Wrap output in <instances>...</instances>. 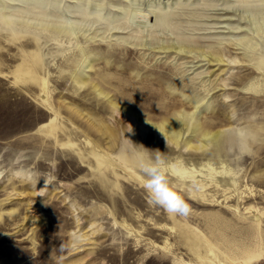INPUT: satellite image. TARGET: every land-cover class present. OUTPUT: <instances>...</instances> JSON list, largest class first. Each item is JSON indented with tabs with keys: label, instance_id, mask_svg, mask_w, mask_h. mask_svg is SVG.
<instances>
[{
	"label": "rangeland",
	"instance_id": "obj_1",
	"mask_svg": "<svg viewBox=\"0 0 264 264\" xmlns=\"http://www.w3.org/2000/svg\"><path fill=\"white\" fill-rule=\"evenodd\" d=\"M262 61L264 0H0V264H264ZM125 137L194 176L187 217Z\"/></svg>",
	"mask_w": 264,
	"mask_h": 264
},
{
	"label": "clouds",
	"instance_id": "obj_2",
	"mask_svg": "<svg viewBox=\"0 0 264 264\" xmlns=\"http://www.w3.org/2000/svg\"><path fill=\"white\" fill-rule=\"evenodd\" d=\"M131 130L127 132H131ZM134 143L124 138L120 149V158L133 164L143 176V190L150 205L162 208L169 215L187 217L190 207L184 196L169 182L166 160L156 153L151 155L147 150L140 152Z\"/></svg>",
	"mask_w": 264,
	"mask_h": 264
},
{
	"label": "bare ground",
	"instance_id": "obj_3",
	"mask_svg": "<svg viewBox=\"0 0 264 264\" xmlns=\"http://www.w3.org/2000/svg\"><path fill=\"white\" fill-rule=\"evenodd\" d=\"M264 62L262 61V64ZM147 89V88H146ZM163 90V89H162ZM147 100V99H146ZM177 103V102H176ZM168 106V105H167ZM181 107V106H180ZM173 108V107H171ZM176 108V107H175ZM168 110L166 109V111L163 112V125H159L157 126L156 130L159 132V134L164 135L165 137H167L170 140H179L180 139V135L182 130L184 129V120L180 119L176 116H173L172 114L168 113ZM142 124H149L150 126H154V124L146 122V121H141ZM213 129V127L211 128ZM213 131V130H212ZM224 131H221V129L213 131L212 134L209 133H205V144H199V145H193L190 143V141H187V146L191 147V148H204L207 145L214 143L223 133ZM117 160L119 161V163H125L120 157L117 158ZM171 164V163H170ZM168 173H170L171 175L175 176L176 178H178L179 180H183L186 181V179L188 177H194L190 172L187 171V169L183 168V167H175L173 165H171L170 167H167ZM206 185V184H205Z\"/></svg>",
	"mask_w": 264,
	"mask_h": 264
}]
</instances>
